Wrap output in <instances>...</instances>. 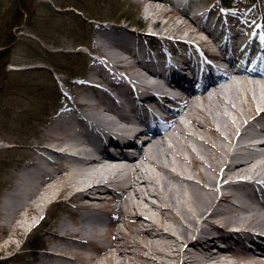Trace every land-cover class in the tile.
I'll return each instance as SVG.
<instances>
[{
	"label": "bare ground",
	"instance_id": "1",
	"mask_svg": "<svg viewBox=\"0 0 264 264\" xmlns=\"http://www.w3.org/2000/svg\"><path fill=\"white\" fill-rule=\"evenodd\" d=\"M157 1L163 0H148L149 12ZM191 9L183 14L196 22V28H190L192 23L185 18L177 30L159 32L167 41L166 33L190 28L189 34L174 35L170 40L172 50L185 45L197 53L188 63L196 61V55L205 60L202 51L215 39V29H208L205 19H198L200 13ZM200 11L216 16L211 24L227 27L239 43L235 48L241 56L228 60L224 67L207 61L218 80L201 91L200 100L190 95L163 103L168 98L169 80L156 69L134 68L127 59L135 54L124 48L139 47L143 59H148L153 53L139 41L149 31L136 38H130L129 32H112L99 37V59L115 72L129 70L116 73V78L97 71L101 80L114 86L111 93L104 89L101 93L110 98L109 105L101 109L98 105L104 101L97 91L77 89V108H67L38 130V154L31 150L30 164L17 171L12 192L3 204L4 217L19 230L23 221L46 211L49 204L68 208L69 202H76L73 219L59 215L46 227L44 233L52 241L38 264H79L77 255L69 254L72 249L66 241L70 240L79 241L77 246L92 243L108 264H264V201L260 198L264 193V128L258 123L264 115V71L247 67L264 61V34L229 24L211 7ZM202 30L209 36L191 39L192 32ZM243 46L251 52L242 55ZM163 65L168 66L165 54ZM184 66L193 68V64ZM194 71L203 79L202 73ZM100 76L92 73L86 82L96 89ZM176 103H181L178 109ZM134 105L145 108L157 125L133 119L126 110ZM159 109L164 115L158 114ZM151 131V138L144 136ZM123 137L130 141L147 138L128 163L106 157L108 147ZM100 201L107 204L103 211ZM109 212L118 214L110 225L105 215ZM105 234H109V242L95 244ZM236 245L257 251L253 257L231 259L228 254ZM79 256L82 264H91L93 255Z\"/></svg>",
	"mask_w": 264,
	"mask_h": 264
},
{
	"label": "rangeland",
	"instance_id": "2",
	"mask_svg": "<svg viewBox=\"0 0 264 264\" xmlns=\"http://www.w3.org/2000/svg\"><path fill=\"white\" fill-rule=\"evenodd\" d=\"M111 1L116 2V4L119 5L118 9L121 11L120 13H127L129 18H106L108 25L126 27L131 31H135L136 29L143 32L149 31L151 32V41L159 42L160 45L166 43V46H169L170 49L172 48L170 40L174 38V35L189 34L190 28L197 27L196 22L194 23L190 17L183 14L184 10H182L181 7L164 0L157 1V4H154L150 12L147 8L148 0H100L99 3L98 0H36V3H39V5H37V21L41 24L42 20L46 18L44 26H47L48 32L50 33L48 35H50L51 38L53 36L54 39L63 44L62 46L56 47L51 42L42 41L37 35L29 31L21 30L20 33L38 39L42 47L49 50H79L81 54H77L74 57H57L58 67H64L63 69H65V67H72L71 70L67 69L68 71L66 72L59 71L56 67L54 69L44 63H35L37 68L29 72L32 78L27 86L19 90H10V93L5 99L6 105L3 111L4 117L2 118L3 129L0 130V264H38L39 259L44 257V248L52 241L49 234L44 233L48 224L54 221L59 215L65 216L69 220L73 219L71 210L76 205L75 201L69 202L68 208L61 203L49 204L46 207V211L40 210L32 219L23 221V226L19 230L16 229L15 222L10 223V221L4 217L2 210L5 200L8 199L12 192V185L17 171L25 169V167L30 164L32 158L31 150H35L38 154V130L46 128L57 115L64 113L67 108H77L74 106V94H76L77 89L86 88V90L90 92L97 91L99 96H101L103 89L113 91L114 86L109 84L107 79L104 81L101 80V76L97 71L103 72L108 78L112 76L116 78V73L122 74L128 72V67L116 69L115 72L113 68L109 67L107 62L99 59V56H102V54L96 46L98 41L95 39V32L103 25V23H101L103 20L97 19L96 21L95 18L91 19L85 15H103ZM57 2L78 3L83 6L85 10H80L78 7L69 5L66 8L70 9V12L57 13L55 9H60ZM188 2H190L192 7L198 12L206 7H211L213 12H221L223 16L228 19L229 24H233L238 28H255L259 30L261 34H264V20L257 18V15L255 14V16L253 13V11H259L260 8L239 4L237 1L236 5H238V11H230L224 9L218 0H193ZM48 5H50L51 8ZM148 12L150 16H147ZM185 18L192 23V26H190V28L185 26L183 30L166 33L169 38L167 37V41H165L166 37L165 39L163 38V32L160 30H177L178 26ZM198 19L201 18L198 17ZM135 20H138L141 26L133 24ZM48 21L50 23H48ZM210 28L213 27L210 26ZM100 32L103 33L102 30H100ZM207 35L209 36V34L203 30L192 32L193 37L191 39L198 40L200 37H207ZM22 40V45L20 44L17 49L18 53L21 55L19 59L23 61V59H29L31 56H29L28 47L25 45L23 37ZM78 40H89L91 47H75V43ZM109 44L111 45L112 43ZM148 46L150 45L146 43L147 49L150 48ZM36 49L38 48H34L32 51H36V53L40 55V52ZM182 49L190 51L186 47H182ZM228 53L231 55L232 51L230 50ZM131 57L127 59V62L131 63ZM28 65L26 63H9V68H21ZM73 73H80L82 76L71 75ZM92 73L100 76L96 78L98 83L96 89L86 82ZM242 76L243 75H240L238 77ZM200 98L201 96L197 99L200 100ZM105 100L107 104L111 101ZM98 107L103 108L101 103ZM111 201L114 204L117 202L116 199H112ZM98 206H100L102 211L107 208V204H105L104 201H100ZM109 218V216H106L107 222H109ZM114 218L115 216L112 217V219ZM116 220L117 218H115L113 222ZM35 238L39 240L38 245H40L27 249L26 245ZM109 240V234H105L104 238L96 241L95 244L105 245ZM66 242V245L72 249V251H69V254H72V256L77 255L76 260L79 264H82V257L79 256L80 254L93 255V259H90L91 264H100L101 262H103V264H108L103 256L104 254L97 252L92 243L84 242L81 243L82 246H77L76 242L79 241L70 240ZM86 251L88 252L86 253ZM251 251L253 250H248L242 246L236 245L232 254L228 255L231 259H236V255L253 257L254 253ZM131 264H137V262H132Z\"/></svg>",
	"mask_w": 264,
	"mask_h": 264
},
{
	"label": "trees",
	"instance_id": "3",
	"mask_svg": "<svg viewBox=\"0 0 264 264\" xmlns=\"http://www.w3.org/2000/svg\"><path fill=\"white\" fill-rule=\"evenodd\" d=\"M224 7H231L237 3H243L247 6H254L256 8H260L264 11V0H219ZM100 0H98V3ZM112 4V5H111ZM37 5L36 0H0V130L3 129V115L5 110V99L7 95L10 93V90H19L23 87L27 86L28 82L32 78L30 75V71L37 68L35 63H44L47 66H51L59 71L66 72L67 69H72V67H58V58L60 56H76L77 54H81L79 50L72 51H60L49 50L39 43L34 37L30 35L20 33L21 30H27L29 32L35 33L39 36L43 41L51 42L55 46H62L61 42L50 37L47 26L45 25L46 18H44L40 24L37 21ZM57 5L62 9H55L57 13H66L70 12V9H63L66 6L72 5L78 7L80 10H85L83 6L78 3L70 2H57ZM111 5V6H110ZM50 7V5H48ZM116 2L111 1L108 8L104 11L103 15L94 14L88 15L85 14L89 18H96L105 20L106 18L111 19H119L120 17H127V13L122 12L118 9ZM51 8V7H50ZM64 10V11H63ZM48 23H50L48 21ZM133 24L141 25L138 20H135ZM22 37L25 40V45L28 47L29 59L20 60L21 56L18 53L17 47L22 45ZM79 45L90 46L89 40H78L75 43V47ZM34 48L40 55L36 53V51H32ZM22 61V62H21ZM10 64H24L26 63L28 66L23 68H9ZM35 65V66H34ZM82 65V64H81ZM84 65V64H83ZM73 66V65H72ZM43 68V67H42ZM71 75H81L80 73H73ZM27 123V121H26ZM39 240L37 238L32 239L26 248H32L33 246L38 245Z\"/></svg>",
	"mask_w": 264,
	"mask_h": 264
}]
</instances>
